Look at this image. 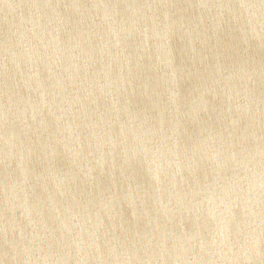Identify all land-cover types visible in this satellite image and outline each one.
I'll return each instance as SVG.
<instances>
[{"label":"water","instance_id":"water-1","mask_svg":"<svg viewBox=\"0 0 264 264\" xmlns=\"http://www.w3.org/2000/svg\"><path fill=\"white\" fill-rule=\"evenodd\" d=\"M0 264H264V0H0Z\"/></svg>","mask_w":264,"mask_h":264}]
</instances>
